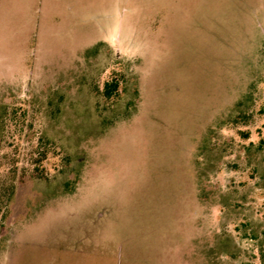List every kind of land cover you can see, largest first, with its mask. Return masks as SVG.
Here are the masks:
<instances>
[{
	"label": "rangeland",
	"instance_id": "rangeland-1",
	"mask_svg": "<svg viewBox=\"0 0 264 264\" xmlns=\"http://www.w3.org/2000/svg\"><path fill=\"white\" fill-rule=\"evenodd\" d=\"M29 2L0 0V264H264V0H96L90 45Z\"/></svg>",
	"mask_w": 264,
	"mask_h": 264
},
{
	"label": "crops",
	"instance_id": "crops-1",
	"mask_svg": "<svg viewBox=\"0 0 264 264\" xmlns=\"http://www.w3.org/2000/svg\"><path fill=\"white\" fill-rule=\"evenodd\" d=\"M28 2L24 7V9L28 10L33 16L34 21L37 23H42L45 20V15H57L59 19L63 22V28L68 32L74 35L75 33L79 35V29L83 26L85 31H82L84 34L85 44H91L92 40L94 43L97 42V8H96V0H61L59 7L50 8L53 5L46 6L49 0H17V3ZM57 1V0H54ZM52 2V0L50 1ZM53 4V2H52ZM19 6V5H18ZM13 7H16V4L13 3ZM8 9V8H7ZM16 12V11H15ZM48 13V14H47ZM50 17V16H49ZM48 19V18H47ZM120 21V23H119ZM123 33V25L120 18L116 19L113 28L111 29V33H99V40H104L103 42L108 46H110L113 41L121 38ZM74 38L73 36H71ZM92 38V40H91ZM96 38V39H95ZM79 47V45H78ZM6 51L0 48V70L4 71L3 73H8L12 69H14L13 63L11 59L6 58ZM2 65V66H1ZM17 68V66H15ZM21 69H25L29 71L28 67H23ZM17 70V69H16ZM15 71H13L12 76H6L5 80H11V78L15 77ZM11 73V72H10ZM8 80V81H9Z\"/></svg>",
	"mask_w": 264,
	"mask_h": 264
},
{
	"label": "trees",
	"instance_id": "trees-1",
	"mask_svg": "<svg viewBox=\"0 0 264 264\" xmlns=\"http://www.w3.org/2000/svg\"><path fill=\"white\" fill-rule=\"evenodd\" d=\"M120 86H121V81L118 78L114 77L111 80H108L105 82L103 94L107 98H111L112 96H114L115 94L119 92ZM1 118H2V115H1ZM9 198L10 197H7V199L5 200L4 196L0 194V216L1 217L5 215L6 209L8 208Z\"/></svg>",
	"mask_w": 264,
	"mask_h": 264
}]
</instances>
